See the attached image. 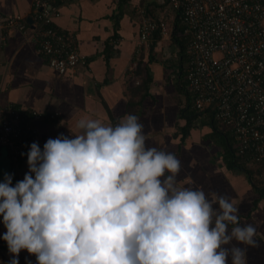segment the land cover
<instances>
[{
	"label": "clouds",
	"instance_id": "clouds-1",
	"mask_svg": "<svg viewBox=\"0 0 264 264\" xmlns=\"http://www.w3.org/2000/svg\"><path fill=\"white\" fill-rule=\"evenodd\" d=\"M79 134L32 142L28 171L0 182L7 264H247L257 227L225 196L180 187V160L149 147L128 114L115 126L79 119ZM26 264H33L27 257Z\"/></svg>",
	"mask_w": 264,
	"mask_h": 264
},
{
	"label": "crops",
	"instance_id": "crops-1",
	"mask_svg": "<svg viewBox=\"0 0 264 264\" xmlns=\"http://www.w3.org/2000/svg\"><path fill=\"white\" fill-rule=\"evenodd\" d=\"M143 2L66 0L59 4L53 24L75 34L86 58V64L63 74L35 53L28 35L11 32L0 51V105L10 104L22 113H55L50 120L35 123L41 148L60 133L79 134V119H99L115 126L126 115H136L144 125L147 146L174 153L180 160L178 186L202 189L209 199L225 196L238 207L241 225L257 227L259 246L242 247L247 248V264H264V173L249 174L241 159L227 152L232 139L211 112H191L185 94V56L172 36V22L168 34L154 32L136 60L135 7ZM31 3L0 0V9L29 17ZM27 171V157L13 169L6 149L0 147V182L11 173L14 186ZM5 231L0 216V236ZM26 257L36 264L35 256L26 250L20 253V264H26ZM9 259L7 244L0 239V264Z\"/></svg>",
	"mask_w": 264,
	"mask_h": 264
},
{
	"label": "built area",
	"instance_id": "built-area-1",
	"mask_svg": "<svg viewBox=\"0 0 264 264\" xmlns=\"http://www.w3.org/2000/svg\"><path fill=\"white\" fill-rule=\"evenodd\" d=\"M65 1L32 0L30 22L22 14L0 9V51L11 32H19L28 35L35 53L60 74L86 64L75 34L53 24ZM169 2L180 9L182 31L189 37L184 79L192 107L211 112L229 130L235 154L246 166L264 162V0ZM135 11L138 60L154 32L168 34L169 26L139 4ZM53 117L55 113H22L10 104L0 105V147L6 149L13 169L27 157L21 153H27L32 142L42 146L36 121Z\"/></svg>",
	"mask_w": 264,
	"mask_h": 264
},
{
	"label": "trees",
	"instance_id": "trees-1",
	"mask_svg": "<svg viewBox=\"0 0 264 264\" xmlns=\"http://www.w3.org/2000/svg\"><path fill=\"white\" fill-rule=\"evenodd\" d=\"M168 1V3H170L169 2V0H167ZM147 2V1H146ZM145 1L143 2V4L145 3V5L146 6H144V9H145V12H146V14H148V15H151L153 18H155V19H157V20H160V19H162V20H165V21H167L166 19H164L163 18V16L161 17L160 15H158L157 13L155 14V12H154V10L152 9V8H155V7H157V8H162V5H157V4H155V3H152V4H150V7H149V2H147L146 3ZM151 3V2H150ZM171 4V3H170ZM173 7V6H172ZM165 18H168V16H164ZM172 17H174L173 19H172V26H174V28L172 29L173 30V33H172V36H173V38L175 39V41L179 44V46H180V50H181V52H182V54H183V56H185V65H186V60H187V56H186V45H187V41H188V35L187 34H183V25H182V20H181V11H180V9L179 8H177V7H174V16H172ZM155 35L156 36H159V31H156V33H155ZM140 61V60H139ZM138 61V62H139ZM137 62V63H138ZM183 75H184V72H183ZM185 94L187 95V105L189 106V107H191L193 104H192V93L188 90V88H187V84H186V80H185ZM194 109V108H193ZM192 113H194L195 112V109L194 110H192L191 111ZM214 122L216 123V124H218L219 126H220V128H222V130H223V132H224V134H226L227 135V137L229 138H231V136H230V133H229V130L222 124V123H219L217 120H215L214 119ZM228 145H229V147L227 146V152L228 153H230V155H234L235 154V151H234V149H233V145L231 146V143H228ZM234 153V154H233ZM235 156H236V158H238V156L235 154ZM234 156V157H235ZM234 157H232V158H234ZM239 159V158H238ZM243 164H244V167L246 168L247 166H246V164L244 163V162H242ZM250 168H254V169H257V171L260 169V170H262V172L261 173H264V162L262 161V162H260V163H254L253 165H252V167L250 166V167H248L247 168V171L249 172V174H252V170L250 169ZM253 175L255 176V175H259V173L257 174L256 172L255 173H253ZM260 176V175H259ZM258 176V177H259Z\"/></svg>",
	"mask_w": 264,
	"mask_h": 264
},
{
	"label": "rangeland",
	"instance_id": "rangeland-1",
	"mask_svg": "<svg viewBox=\"0 0 264 264\" xmlns=\"http://www.w3.org/2000/svg\"><path fill=\"white\" fill-rule=\"evenodd\" d=\"M144 1L145 2L146 1L149 2V7H150V4H152V3H155L157 5H162V8L161 9L160 8H157V7L152 8V9L154 10L155 14L157 13L161 17L163 15L164 16H168V18H165L164 16H163V18L166 19L167 20L166 22H169L168 25H170V23L172 22V19L174 18V17H172V16H174V7H172V4L168 3L167 0H144ZM139 5H141L143 7L146 6L145 3L144 4L139 3ZM171 26H172V23H171ZM250 166L252 167V165H247V168L250 167ZM250 169L253 171V173H255V172L257 174L259 173V175L262 172V170H260V169L258 171H257V169H254V168H250Z\"/></svg>",
	"mask_w": 264,
	"mask_h": 264
},
{
	"label": "water",
	"instance_id": "water-1",
	"mask_svg": "<svg viewBox=\"0 0 264 264\" xmlns=\"http://www.w3.org/2000/svg\"><path fill=\"white\" fill-rule=\"evenodd\" d=\"M27 20L30 22L31 21V18L30 17H27Z\"/></svg>",
	"mask_w": 264,
	"mask_h": 264
}]
</instances>
